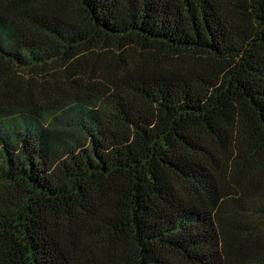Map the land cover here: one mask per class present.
<instances>
[{
    "label": "trees",
    "instance_id": "1",
    "mask_svg": "<svg viewBox=\"0 0 264 264\" xmlns=\"http://www.w3.org/2000/svg\"><path fill=\"white\" fill-rule=\"evenodd\" d=\"M0 264H264V0H0Z\"/></svg>",
    "mask_w": 264,
    "mask_h": 264
}]
</instances>
